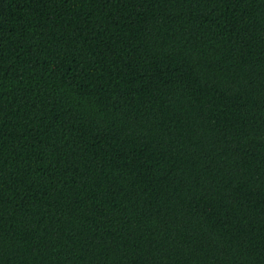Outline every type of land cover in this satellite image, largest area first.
<instances>
[{
  "label": "trees",
  "instance_id": "trees-1",
  "mask_svg": "<svg viewBox=\"0 0 264 264\" xmlns=\"http://www.w3.org/2000/svg\"><path fill=\"white\" fill-rule=\"evenodd\" d=\"M0 264H264V0H0Z\"/></svg>",
  "mask_w": 264,
  "mask_h": 264
}]
</instances>
